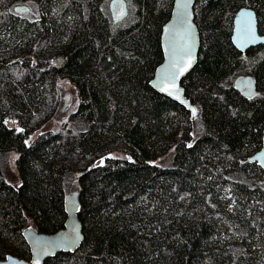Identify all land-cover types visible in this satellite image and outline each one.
Masks as SVG:
<instances>
[{
  "label": "trees",
  "instance_id": "16d2710c",
  "mask_svg": "<svg viewBox=\"0 0 264 264\" xmlns=\"http://www.w3.org/2000/svg\"><path fill=\"white\" fill-rule=\"evenodd\" d=\"M109 1L0 0V259L28 260L27 223L59 231L76 191L83 241L43 264H264V171L246 161L262 145L264 43L231 42L242 6L264 35V0H195L198 61L181 81L194 115L150 86L173 0H125L119 22ZM62 80L77 127L46 130Z\"/></svg>",
  "mask_w": 264,
  "mask_h": 264
},
{
  "label": "water",
  "instance_id": "95a60500",
  "mask_svg": "<svg viewBox=\"0 0 264 264\" xmlns=\"http://www.w3.org/2000/svg\"><path fill=\"white\" fill-rule=\"evenodd\" d=\"M194 4L195 0H173L169 19L164 23L161 31L163 59L150 81V86L157 93L177 102L192 115L196 113V108L185 96L181 81L194 69L198 61L200 34L194 20ZM108 8L115 22L125 19L128 15L125 0H110ZM15 11L27 13L29 8L19 6ZM231 42L242 53L250 47L264 43V35L259 32L257 16L252 8L242 6L236 11L232 23ZM59 62L63 63L64 58L60 57ZM54 64L52 60L50 66H56ZM234 89L244 98H252L257 94L255 80L250 75L238 76L234 81ZM66 97L65 105L68 101V96ZM5 126L9 130L17 128L16 122L11 119L5 121ZM18 131L21 129L19 128ZM246 161L256 163L264 171V130L261 148ZM64 209L66 221L59 231L44 234L33 227L23 230L22 236L30 252L28 260L7 255L4 259H0V264H43L45 260L59 252L77 250L83 241L82 224L77 216L78 192L65 195Z\"/></svg>",
  "mask_w": 264,
  "mask_h": 264
},
{
  "label": "rangeland",
  "instance_id": "374dc122",
  "mask_svg": "<svg viewBox=\"0 0 264 264\" xmlns=\"http://www.w3.org/2000/svg\"><path fill=\"white\" fill-rule=\"evenodd\" d=\"M59 83H60L59 89H61L62 91L60 92V97L57 104L58 106L54 110L55 112L51 116L50 121H48L47 124L43 126L44 129L46 130L55 131L58 130V128L64 124L71 125L73 129L77 127L74 124L72 125L69 120L70 115L76 111L79 102L77 91L71 85H68L67 80H62ZM66 96H68V101L67 104L65 105V99L67 98ZM35 137H36L35 134H32L29 140H33ZM171 154L172 152H169L164 157L155 160L154 163L156 165H161V166H170ZM7 181H9L14 186L17 185L18 183V177L16 175V171L12 166V164L10 165V174L7 175ZM30 225L31 223L28 222L26 228L31 227Z\"/></svg>",
  "mask_w": 264,
  "mask_h": 264
},
{
  "label": "snow or ice",
  "instance_id": "6c2138e0",
  "mask_svg": "<svg viewBox=\"0 0 264 264\" xmlns=\"http://www.w3.org/2000/svg\"><path fill=\"white\" fill-rule=\"evenodd\" d=\"M188 55H189V57L191 56V52L189 51V53H188ZM186 70V69H185ZM195 110H193V112H194Z\"/></svg>",
  "mask_w": 264,
  "mask_h": 264
},
{
  "label": "bare ground",
  "instance_id": "6f19581e",
  "mask_svg": "<svg viewBox=\"0 0 264 264\" xmlns=\"http://www.w3.org/2000/svg\"><path fill=\"white\" fill-rule=\"evenodd\" d=\"M111 14V13H110ZM256 91H257V87H256Z\"/></svg>",
  "mask_w": 264,
  "mask_h": 264
},
{
  "label": "flooded vegetation",
  "instance_id": "af4514ba",
  "mask_svg": "<svg viewBox=\"0 0 264 264\" xmlns=\"http://www.w3.org/2000/svg\"><path fill=\"white\" fill-rule=\"evenodd\" d=\"M29 13V12H28Z\"/></svg>",
  "mask_w": 264,
  "mask_h": 264
}]
</instances>
